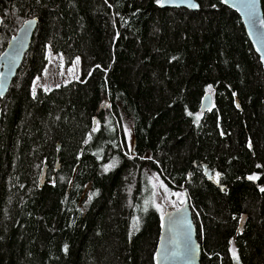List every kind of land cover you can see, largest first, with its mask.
Instances as JSON below:
<instances>
[{
	"label": "trees",
	"instance_id": "1",
	"mask_svg": "<svg viewBox=\"0 0 264 264\" xmlns=\"http://www.w3.org/2000/svg\"><path fill=\"white\" fill-rule=\"evenodd\" d=\"M196 1L0 0V52L37 18L0 97V264H155L152 183L185 194L199 264H264V72L237 13ZM47 49L78 78L33 85Z\"/></svg>",
	"mask_w": 264,
	"mask_h": 264
},
{
	"label": "water",
	"instance_id": "2",
	"mask_svg": "<svg viewBox=\"0 0 264 264\" xmlns=\"http://www.w3.org/2000/svg\"><path fill=\"white\" fill-rule=\"evenodd\" d=\"M233 9L240 18L245 34L256 53L264 72V17L260 0H219ZM159 6H184L197 9L196 0H159ZM37 18H25L9 36L0 52V97L8 86L29 46ZM1 24V17H0ZM211 105L210 92H205L200 100V110ZM207 179L222 188L213 171L204 162H200ZM58 159L54 161L53 171L58 168ZM43 164L38 176V184L45 180ZM53 175V174H52ZM200 243L195 235L188 200L184 194L183 201L177 206L165 209L160 215V227L154 247L155 264H199Z\"/></svg>",
	"mask_w": 264,
	"mask_h": 264
},
{
	"label": "rangeland",
	"instance_id": "3",
	"mask_svg": "<svg viewBox=\"0 0 264 264\" xmlns=\"http://www.w3.org/2000/svg\"><path fill=\"white\" fill-rule=\"evenodd\" d=\"M46 64L39 75L33 80V85H40L45 88L64 83L70 79H77L79 76L78 59L73 58L71 62L64 61L59 53L46 50ZM126 144L128 149L131 147L132 130L131 126L126 124ZM50 175V172H49ZM152 194L146 195L147 202L152 201L160 213L167 208L177 207L184 199L182 191H172L157 183H152ZM234 249H232L233 251Z\"/></svg>",
	"mask_w": 264,
	"mask_h": 264
},
{
	"label": "snow or ice",
	"instance_id": "4",
	"mask_svg": "<svg viewBox=\"0 0 264 264\" xmlns=\"http://www.w3.org/2000/svg\"><path fill=\"white\" fill-rule=\"evenodd\" d=\"M249 179H255V177H249Z\"/></svg>",
	"mask_w": 264,
	"mask_h": 264
},
{
	"label": "flooded vegetation",
	"instance_id": "5",
	"mask_svg": "<svg viewBox=\"0 0 264 264\" xmlns=\"http://www.w3.org/2000/svg\"><path fill=\"white\" fill-rule=\"evenodd\" d=\"M24 20V19H23ZM223 188V187H222Z\"/></svg>",
	"mask_w": 264,
	"mask_h": 264
}]
</instances>
